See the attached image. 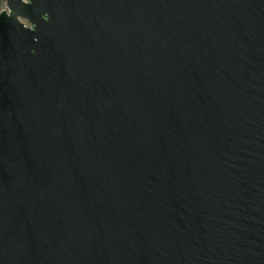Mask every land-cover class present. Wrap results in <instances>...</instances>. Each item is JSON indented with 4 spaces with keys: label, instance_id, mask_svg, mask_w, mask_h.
<instances>
[{
    "label": "water",
    "instance_id": "95a60500",
    "mask_svg": "<svg viewBox=\"0 0 264 264\" xmlns=\"http://www.w3.org/2000/svg\"><path fill=\"white\" fill-rule=\"evenodd\" d=\"M0 264H264V0H5Z\"/></svg>",
    "mask_w": 264,
    "mask_h": 264
},
{
    "label": "trees",
    "instance_id": "16d2710c",
    "mask_svg": "<svg viewBox=\"0 0 264 264\" xmlns=\"http://www.w3.org/2000/svg\"><path fill=\"white\" fill-rule=\"evenodd\" d=\"M5 3V0H0V11L2 10V5Z\"/></svg>",
    "mask_w": 264,
    "mask_h": 264
},
{
    "label": "rangeland",
    "instance_id": "374dc122",
    "mask_svg": "<svg viewBox=\"0 0 264 264\" xmlns=\"http://www.w3.org/2000/svg\"><path fill=\"white\" fill-rule=\"evenodd\" d=\"M2 9H5V3L2 5Z\"/></svg>",
    "mask_w": 264,
    "mask_h": 264
}]
</instances>
